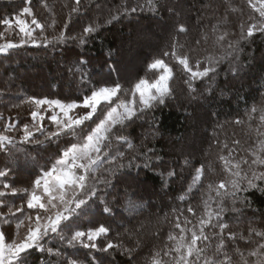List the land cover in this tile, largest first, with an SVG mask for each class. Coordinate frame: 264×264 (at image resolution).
<instances>
[{
  "label": "trees",
  "instance_id": "1",
  "mask_svg": "<svg viewBox=\"0 0 264 264\" xmlns=\"http://www.w3.org/2000/svg\"><path fill=\"white\" fill-rule=\"evenodd\" d=\"M153 2L155 10H149L147 0H81L79 11L72 12L75 0H0V43L20 44L22 39L28 40L13 19L26 7L31 8L38 22L44 25L41 33L31 25L32 17H22L35 29L33 37L40 46L29 41L0 55V134H5L9 125L14 126L9 132L15 133L11 135L13 143L8 148L0 145V171L11 172L14 176L11 179L0 177V192L6 183L17 188L22 179L33 182L42 168H51L67 146L66 141L75 139L61 136L49 141L40 132H34L42 143H20V130L25 124H33L32 111L44 115L45 119L36 123L42 124L45 133L54 130L49 117L55 110L48 105L37 109L34 104L26 102L31 98L59 100L64 104L82 103L85 95L101 87H110L115 82L122 87L118 99L132 98L135 85L153 77L155 71L148 65L158 58L171 68L170 83L174 89L172 95L165 97L164 103L140 113L139 119L126 122L121 135L133 144L132 149L113 138L112 148L103 158L123 153L119 162L124 167H117L109 173L105 169L112 165L102 164L95 173L100 181L96 197H85L88 203L83 212L66 222L71 223L72 232H85L82 242L69 245L67 239L61 240L60 235L68 237L72 234L67 229L60 235L49 232L40 241L43 251L36 247L22 254L24 264H72L73 261L75 264H152L158 249L165 243H174L167 240L169 232L180 235L174 226L177 217L182 226L198 232L200 219H207V208L213 212L215 223V186L221 180L236 179L227 169L243 159H251V154L264 143V122L260 120L261 109H264V33L256 32L251 38H241L242 26L246 33L251 23H259V9L264 6V0H251V3L250 0ZM136 5H143V8L135 13L123 12L125 6ZM177 6L187 9L179 12L175 10ZM112 15H118V19H111ZM7 19L13 20L12 27L3 23ZM169 20L171 22L166 25ZM93 22H99L101 26L86 38L85 44L69 40L49 42L44 46V41L40 40L41 36H47L52 41L61 31L65 35H76ZM53 23L54 27H50ZM151 24L165 25L162 30L167 39H156L158 44L137 75L123 77L119 69L122 55L117 52L121 47L118 39L129 37L136 26L150 27ZM181 25L186 32L178 31ZM221 35L223 40L219 39ZM173 45L177 57L186 56L193 70L197 62L201 70L208 67L209 57L212 58L215 71L193 81L195 93H190L185 83L190 73L184 70L177 57L171 55ZM165 51L170 54L164 56ZM60 61L62 63L58 64ZM53 67L57 73L50 75ZM42 68L46 69L45 75ZM37 80H40L39 84ZM253 107L256 112L251 113ZM101 109L106 106L98 108V117ZM87 111L78 107L71 114L79 116ZM248 113H251V119ZM236 120L243 123L237 124ZM85 123L94 126L93 120ZM200 129V144L193 147L189 144L191 133ZM201 165L204 175L199 183H193L196 169ZM241 168L247 166L241 164ZM169 171L176 175L169 177ZM88 183L91 185L92 181ZM209 184L213 185L212 189ZM117 193H120L119 197ZM27 197V193H6L0 197V231L6 235L5 244L10 230L13 238L17 224L23 221L21 227L26 228L25 217L29 214L34 217L37 211L27 208ZM238 197L237 201L230 196L220 198L224 208L221 218L229 226L225 229V247L238 246L247 256L257 242H264L256 236L250 245L247 240L240 239L241 235L248 236L250 221L251 227L264 230V192L249 189L238 193ZM245 198L250 207L245 205ZM101 201L109 204L110 213L103 212L105 205ZM21 206L22 212L7 213L10 208ZM188 207L193 208L192 213L187 211ZM185 217L191 223L184 225ZM101 225L109 232L89 241L87 234ZM218 231L209 225L205 228L209 240L198 242L200 246L207 244V258L210 260L217 258L213 253L220 239L215 235ZM228 231L236 234V240H227ZM184 235L190 238L191 231ZM108 242L120 244L122 248L107 252L97 250ZM86 243H95L96 248H86L83 246ZM219 258L223 259L222 256ZM199 264H204L203 258Z\"/></svg>",
  "mask_w": 264,
  "mask_h": 264
},
{
  "label": "snow or ice",
  "instance_id": "2",
  "mask_svg": "<svg viewBox=\"0 0 264 264\" xmlns=\"http://www.w3.org/2000/svg\"><path fill=\"white\" fill-rule=\"evenodd\" d=\"M251 3V0H250ZM149 10H155L153 0H147ZM81 0H75V6L71 8L72 12L79 11ZM143 5H136L132 7L125 6L123 8L124 13H135L138 9H142ZM118 12L120 10H117ZM172 11V9H170ZM260 20L259 23H251L246 30V33L241 31V38L247 39L255 35L256 32L264 33V6L259 9ZM24 16H30L31 25H35L40 29V32H44V25L35 18L31 8H24L15 18V24L18 26L19 31L28 37V40H21L20 44L8 42L3 46H0V52H5L7 49L16 48L22 46L24 43H31L35 46H40L36 43V39L33 37L32 29L28 23L22 18ZM111 19H118V15H112ZM3 23L12 27L13 20L7 19ZM54 27L53 25H49ZM101 24L99 22H93L82 29L81 33L76 35L67 34L61 31L59 35L54 36L52 41L48 40L47 36H41L44 41V46H47L49 42L63 43L69 40L76 41L80 44L87 43V37L95 33ZM67 28V24H65ZM179 32H186L187 29L181 25L178 28ZM220 40L224 39V36L219 37ZM199 43V42H197ZM229 48L233 45L229 43ZM171 55L177 57V53L174 50ZM170 53L165 51L164 56H168ZM178 62L183 65L184 70L190 73V77L185 83L188 84L190 93H195L196 89L192 86L193 81L197 78L203 79L207 77L210 72L215 71L214 65L211 64L212 58L209 57V66L204 67L201 70L200 63L197 62L195 70L189 66L188 58L186 56L177 57ZM80 63H86V61H80ZM150 70L163 69V74L159 76V79L155 83L149 84L145 80H141L135 85V89L132 92V98L130 100L118 99V95L122 91V87L118 82H115L112 86L101 87L93 90L90 95H85L82 103H61L59 100L37 99L31 98L26 101L34 104L37 109L48 105L54 106L59 109L62 116L53 114L49 117V120L55 125V130H49L45 133L42 124L36 123L37 120L43 121L44 115L39 111H32L31 118L33 124L29 126L25 124L22 128L23 135L20 138V143H42L39 137L34 135L35 132H40L46 140L51 141L53 138L59 139L61 136L73 137L74 140L66 141V145L55 163L51 168H42L40 173L33 181L31 188L16 189L9 184H4L3 187L6 190H10L13 195H16L18 191L28 194L26 205L28 209H36L35 215L29 214L25 217L28 221L27 230L21 236L18 233L19 238L14 240L10 244H5L6 235L3 231H0V264H24L22 254L26 253L29 249L40 247V241L49 234L60 235L67 229L72 233L68 237L60 235L61 240L67 239L69 245H73L74 242H82V238L86 235L83 231L72 232L71 223H66L72 220L73 215H79L83 212V209L87 206L88 199L96 197L97 183L99 178L95 176L97 170L105 162L112 165L111 168L105 169L107 172H112L117 167H124L122 161L123 153H118L116 156L107 155L113 144V138L127 144L129 149L133 148V144L129 142L125 137L121 135V130L126 126V122L133 121V118L139 119L140 113L146 110L152 109L156 104L164 103V99L174 93V89L170 87L169 81L172 79V70L168 67L163 59H155L148 65ZM139 94V101L137 103L136 94ZM114 98H117V102L113 105ZM105 103L110 107L101 109V115L97 117V121L94 122V126L88 125L85 122L92 120L93 116L97 113V108L101 103ZM88 109L86 113L79 116H70L69 113L76 108ZM256 112V108L251 109V113ZM262 115L260 120L264 122V109H261ZM251 113H248L249 119H251ZM235 123H243L242 120H236ZM13 125H9L5 128V134H0V145L4 148H8V145L13 143V137L7 135L9 131H12ZM34 130V131H33ZM236 143H239L237 141ZM9 151L11 149H8ZM151 151V149H149ZM251 159H243L242 161L232 165V168L236 171L227 169L230 174L236 179L230 181L221 180L216 186V198H217V210L215 212V223H213V212L208 211L206 208L207 219L201 218L199 221V231L194 229H188L186 226H182V223L177 217L175 228L179 229L180 235L169 232L167 240L174 243H165L163 248L158 249L155 253V257L152 260V264H199L201 258H203L204 264H264V242H257L255 247L250 248L247 256L243 250L238 246L225 247V229H228V224L224 223L221 218V213L224 211L221 197L230 196L233 201L239 199L238 193L246 192L249 189H255L260 192H264V143H261L257 150L253 152ZM224 159V157H221ZM188 161L185 160V164ZM241 164L246 165L247 168L242 169ZM204 167L196 169V175L193 178V183H199L201 177L204 175ZM7 175L6 171H0V177ZM169 177L176 175L174 171L167 173ZM92 181L91 185L88 181ZM209 189L213 188V185L209 184ZM42 189V191H40ZM6 195V192H0V197ZM120 193H117L119 197ZM88 197V199H85ZM104 203L103 212L105 214L111 212V207L106 201ZM245 205L250 207V203L245 198ZM235 210V209H233ZM10 213L12 209L8 210ZM16 212H22L23 207H16ZM188 212L192 213L193 208L188 207ZM14 214V213H13ZM191 223L187 217H185L183 224L187 225ZM23 224H17L19 229ZM252 222H249V233L247 237L243 235L240 239L247 240L248 244L252 243L253 236L260 237L261 241H264V230L251 227ZM211 225L212 229H219L215 235L220 237L218 241V247L213 253L216 259L207 258V244L203 246L198 245V242L209 240V236L205 233V228ZM191 231L190 238L184 235L185 232ZM109 229L101 225L95 228L93 231L87 234L89 241H93L95 237L102 234L106 235ZM227 240H236V234L228 231ZM10 239V238H9ZM86 248H96L95 243H86L83 245ZM122 248L120 244H114L108 242L106 246L97 249L98 251L107 252L109 249ZM231 250V255H230ZM51 251V250H49ZM57 255L59 253H56ZM223 257L220 259L219 257ZM233 256H238V259H233ZM165 257L169 259H164ZM254 257L255 259H251ZM75 264V261L72 262Z\"/></svg>",
  "mask_w": 264,
  "mask_h": 264
},
{
  "label": "rangeland",
  "instance_id": "3",
  "mask_svg": "<svg viewBox=\"0 0 264 264\" xmlns=\"http://www.w3.org/2000/svg\"><path fill=\"white\" fill-rule=\"evenodd\" d=\"M184 9L186 10L187 7L186 8L185 7L184 8L179 7V6L175 7V10H177V11L179 10V12L184 10ZM170 22H171V20H169V22L166 25H168ZM29 26L31 27V25H29ZM163 26H165V25L151 24L150 27H146V25L136 26V29L134 31L131 30L129 37L118 39L117 42L118 43L120 42L121 47L118 49L117 52L119 54L121 53V55L123 57V58L122 57L119 58V69L123 73V75H122L123 77L128 78L130 76L137 75L142 68L143 62H146L147 57L151 54V52L153 51V48L158 44V43H156L157 42L156 39L157 38L167 39V35L165 36V34H164L165 31L162 30V29H164ZM7 36L10 37V34H8ZM40 40H42V39H40ZM6 43H8V42L2 41L0 43V46L5 45ZM9 50L10 49H7L5 52H0V55L7 53ZM60 63H62V61H60L58 64H60ZM152 70L155 71L153 77H151L149 81L145 80L149 84L155 83L156 80L159 79V76L161 74H163V69H152ZM45 71H46V69L42 68V74L43 75L46 74ZM59 72H60V70H59ZM55 73H57V70L53 67V70L49 74L51 75V74H55ZM36 82H37V84H39L40 80H37ZM169 85H170V87H172L173 84L170 83V81H169ZM130 99L131 98H127L124 100H130ZM136 100L138 103V101H139V94L138 93L136 94ZM116 102H117V98L114 101V104ZM102 105H105L106 108L109 106V105H106L105 103L102 102L98 106V108ZM50 108L52 109V111H53V109L55 110V112L53 114H57L58 116H62V113H60L59 109L55 108L54 106H52ZM98 108H97V112H98ZM71 113L72 112H70L69 115L75 117V115H73ZM97 117H98V115L96 113V115L93 116L92 120L94 122L97 121ZM53 128L55 130V125H53ZM20 131L23 135L22 129ZM201 132L202 131L200 129V131L195 130L194 134L191 133V137L189 139V144H193V147H195V145L198 143L200 144ZM9 135L10 136L15 135V133L9 132ZM23 163H25V161H23ZM229 169H232V166ZM6 177L11 179V177H14V176H13V174H11V172H9V173L7 172ZM16 177H23V176L22 175H16ZM32 184H33L32 181H25L24 179H22V180H20V184H18L19 186L16 189H24V188L30 189ZM138 185L141 189H143L142 187H144V186L142 184L139 183ZM40 191H42V189ZM1 192L11 193L10 190H6L4 187H3ZM17 193H25V192L18 191ZM14 209H16V208H14ZM14 209H13V212L15 211ZM7 213H10V212L7 211ZM26 223H28V221ZM26 228H24L22 226L21 228L17 229V231L13 233V238L11 237V230H10V234L8 235V239H7L8 240L7 244H10L14 240H17L19 238L18 233H19V235L22 236L26 232V230H27Z\"/></svg>",
  "mask_w": 264,
  "mask_h": 264
}]
</instances>
